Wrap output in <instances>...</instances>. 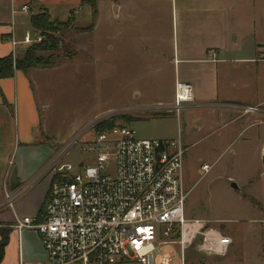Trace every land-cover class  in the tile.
<instances>
[{"label":"rangeland","instance_id":"374dc122","mask_svg":"<svg viewBox=\"0 0 264 264\" xmlns=\"http://www.w3.org/2000/svg\"><path fill=\"white\" fill-rule=\"evenodd\" d=\"M105 1L101 0L100 9L103 22L95 24L94 31L82 32L92 23L88 11L72 23L51 18L53 28L47 33L57 45L48 48L46 37L34 43L42 45L34 51L35 56L55 65L65 64L51 75L52 104L44 119L48 133L63 139L53 158L64 154L61 160L76 170L95 164L91 144L80 143L94 135V129L87 126L99 119L126 124L141 138L180 135L186 148L184 176L191 190L186 216L218 221L216 226L233 240L225 256H207L190 247L185 251L186 264H264V0H140L138 13L153 20L156 57L152 59L142 44L137 58L134 53L131 56L128 41L124 42L127 53L117 59L118 66L114 23L105 20ZM183 9L204 15L220 12L226 17L231 37L224 58L230 60V78L239 80L230 92L243 96V101L189 108L179 116L150 110L168 104L165 101L171 98L167 96L175 78L176 20L184 14ZM78 33L82 35L75 46L83 53L69 64L79 53L71 41ZM157 51L164 54L161 60ZM240 83L249 88L239 89ZM209 112L207 123L201 126L204 122L197 121L198 117ZM123 116L133 121L127 122ZM73 139L78 144L70 145ZM204 164L212 168L205 172ZM113 166L110 161L108 171ZM233 182L238 191L232 188ZM177 264H181L180 258Z\"/></svg>","mask_w":264,"mask_h":264},{"label":"built area","instance_id":"2783aa9c","mask_svg":"<svg viewBox=\"0 0 264 264\" xmlns=\"http://www.w3.org/2000/svg\"><path fill=\"white\" fill-rule=\"evenodd\" d=\"M21 12L29 13V5ZM43 38L40 31L36 35L26 31L22 43L30 46ZM9 41L15 60L20 42L13 31ZM209 54L218 59L215 50ZM216 105L196 103L192 83L177 81L173 102L150 110L179 116L189 108ZM101 121L87 126L94 135L80 143L91 144L95 164L76 170L61 160L64 154L52 157L49 168L54 178L41 218L16 220L19 230L30 228L40 235L47 258L35 264H177L179 258L186 264L190 247L207 256H225L233 240L216 226L218 221L185 214L191 190L184 176L186 148L181 136L141 138L126 124L97 132ZM73 144H78L76 139ZM110 161L112 171L107 169ZM211 168L202 166L205 172ZM14 198L6 192V205L12 207Z\"/></svg>","mask_w":264,"mask_h":264},{"label":"crops","instance_id":"0c3cea01","mask_svg":"<svg viewBox=\"0 0 264 264\" xmlns=\"http://www.w3.org/2000/svg\"><path fill=\"white\" fill-rule=\"evenodd\" d=\"M82 1L0 0V57L13 56L14 49L9 41L12 31L20 42L17 51H25L23 49L27 46L22 43L24 33L31 31L36 35L38 32L31 24V18L35 14L46 10L52 19L61 21L69 19L73 12L75 21L82 12L88 11L92 15L90 5L82 4ZM139 2L140 0L105 1V20L114 23L116 45L121 44L114 46L116 66L117 59L127 53L124 42L128 41L131 56L134 53L137 58L142 44L146 52L150 50L152 59L156 57L153 20H147L148 16L144 12V15L138 13ZM23 5H29V13L21 12ZM100 9L101 0H98L97 26L103 22ZM183 12L176 20L177 46L173 52L175 78L167 96L171 98L165 102H173L177 81L192 83L195 102L198 104L243 101V96H233L230 92V88L237 86L239 80L230 78L227 65L230 60L224 58L229 52L231 37L226 17L220 12L212 15L188 13L186 9ZM96 25L92 31L96 29ZM81 35L78 33L71 39L75 51L79 53L68 61L69 64L83 53L75 46ZM112 47L109 45V48ZM211 50L217 52V60L211 58ZM161 55L164 54L159 52V60ZM62 65L35 68L27 72L15 70L13 77L0 79V231L10 229L2 264H35L44 262L47 258L39 233L30 228L19 230L16 220L26 216L40 219L50 192L54 170L49 168V164L63 139L48 133L44 119L52 104L49 96L50 87L54 84L52 73ZM247 87L249 88L243 83L239 85V89ZM135 95L140 97L137 93ZM210 113L200 114L197 121L204 122L201 126L207 123ZM220 115L224 116L223 113ZM201 126L196 129L199 130ZM14 168L17 169L18 185L11 188L10 178ZM6 192L15 194L12 207L5 203Z\"/></svg>","mask_w":264,"mask_h":264},{"label":"trees","instance_id":"16d2710c","mask_svg":"<svg viewBox=\"0 0 264 264\" xmlns=\"http://www.w3.org/2000/svg\"><path fill=\"white\" fill-rule=\"evenodd\" d=\"M82 4H89L92 9V23L82 32H91L94 29L98 18V0H83ZM74 20L73 12L68 21L72 23ZM31 24L36 31H40L45 35L47 38L46 43L49 44L48 48L52 49L56 44V40L47 33V31L53 28L50 14L45 10L42 13L33 15L31 18ZM37 48H42V45L34 44V46L27 47L24 52L17 53L18 55L15 60L12 55L0 57V79L13 77L15 70L27 72L28 70L35 68L42 69L53 67L55 64L50 63L44 58L35 56L34 51L37 50ZM125 117L127 122L133 121L129 116H123V118ZM113 124V120H103L95 126V130L97 132L107 130L112 128L114 126ZM9 236L10 229L0 231V264H2L5 255V248L8 245Z\"/></svg>","mask_w":264,"mask_h":264},{"label":"water","instance_id":"95a60500","mask_svg":"<svg viewBox=\"0 0 264 264\" xmlns=\"http://www.w3.org/2000/svg\"><path fill=\"white\" fill-rule=\"evenodd\" d=\"M27 47H24L23 50H26ZM19 52H22L21 50H19ZM263 163H264V155H263ZM16 173H17V169L14 168L13 169V172H12V175H11V178H10V184H11V188H14L18 185V179L16 178ZM232 188L236 191L239 190V186L237 185V183L233 182L232 183Z\"/></svg>","mask_w":264,"mask_h":264}]
</instances>
